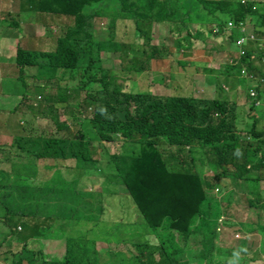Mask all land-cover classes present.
<instances>
[{"label":"trees","instance_id":"trees-1","mask_svg":"<svg viewBox=\"0 0 264 264\" xmlns=\"http://www.w3.org/2000/svg\"><path fill=\"white\" fill-rule=\"evenodd\" d=\"M35 10L64 17L56 23L63 32L52 50L37 51L33 35L23 33L12 13L6 15L10 21L0 19L1 27L17 30L25 41L17 50V66L27 69L31 65L27 76L34 71L35 80H56L55 88L36 86L42 105L31 110L38 108L39 117L45 118L42 132L50 126L60 133L69 130L70 120L62 123L60 112L68 119L81 116L82 121L71 140L47 135L45 140L38 137L35 142L21 126V119V130L1 135L3 261L259 264L260 260L263 264L264 251L258 249L250 254L237 247L239 240L234 239V244L230 239L224 241V236L226 233L234 238L236 233H228L231 229L243 235L259 233L260 243L264 244V91L260 90L264 71L253 65L254 61L264 62V44L257 43L264 37V3L38 0ZM96 17L107 19L103 37L96 33ZM63 19L66 25L61 22ZM153 23L174 25L179 35L173 42V56L185 47L192 48L195 40H220L221 36L226 39L225 46L210 50L214 61L203 63L207 67L204 71L225 73L235 77L237 84L240 80V84L246 82L249 89L243 91L245 98H241L240 88L231 100L221 96L224 89L218 82L203 89L210 88L211 97L206 96L207 91L199 96H166L153 93L147 86L132 90L133 80L124 76L147 74L151 65H164L165 57L172 54L164 45L148 44L143 27ZM128 24L134 25L139 40L145 39L146 49L136 51L129 44L122 52V44L114 40L115 31L118 25ZM191 26L199 27L191 33ZM181 30H185V36H181ZM241 37H246L247 42L239 46L236 41ZM254 43L257 46L250 47ZM102 53L115 55L119 68L114 67L112 56L102 59ZM176 63L182 70L190 64L179 60ZM154 73L158 76L153 81L164 84L165 78ZM24 101L23 97L14 111ZM248 104L249 112L238 109ZM241 123L245 125L241 127L244 136L239 135ZM119 139L120 152L108 154L104 144ZM57 159H61L60 164H56ZM66 159H74V166L67 168L63 164ZM205 169L211 171L210 176L204 173ZM84 170L100 173L97 176L103 179L99 190L79 187ZM4 178L11 180L4 183ZM224 180L248 186V193L243 194L245 205L237 209L241 213L233 219L234 223L224 218L226 210L235 206L234 198L227 201L210 195ZM115 196H120L118 206L125 212L108 219L106 211ZM143 226L147 234L142 231ZM102 229L111 232L103 233ZM42 238L63 239V257H51L40 248L31 249L34 240ZM98 240H105L108 247L98 250Z\"/></svg>","mask_w":264,"mask_h":264},{"label":"rangeland","instance_id":"rangeland-1","mask_svg":"<svg viewBox=\"0 0 264 264\" xmlns=\"http://www.w3.org/2000/svg\"><path fill=\"white\" fill-rule=\"evenodd\" d=\"M19 1L22 0H0V19L4 18L10 21L11 20L10 17L6 15L12 13V15L15 16L14 18L18 21L19 28L23 30V33L29 32L28 34L33 35L34 40L37 43L35 45V49L37 51L52 50L56 45V38L58 37V35L61 34V32H63V30L59 26H57L56 23L59 24L58 19H62L64 17L57 18L56 16L51 14L38 13L37 10H35L36 9L35 0H28L31 1V3L28 1H22L21 6ZM254 2L260 5L261 3H264V0H254ZM27 16L32 17L33 21H30ZM95 20L98 21L96 33L99 36L103 37L102 32L105 30V29L103 30V28L104 25H106L107 19L106 21H104L101 19V17H96ZM61 22L64 23L65 25L67 24L65 19H63ZM145 26L146 27H143V30L147 34L146 37L148 38V44L153 46L164 45V47H167V49L170 50L172 54H170V56L165 57L164 65L161 64L160 67H157L154 64L151 65L149 69V73L147 74L124 76L125 79L127 80L129 78V81L133 80L132 90L134 91L142 90L138 88L147 86V88H150L153 93L158 95L163 94L166 96L169 95L187 96L189 93L190 95L194 93L195 95L193 96H199L200 94H203V92L207 91L206 96L209 95V97H211L212 93L211 90L209 92V89L218 82L224 89V91L220 93L221 96L223 95L231 100L233 99L234 94L237 91V88H240V90L242 91L241 98L242 99L245 98L243 91L248 88V84H246V82L240 84L241 83L240 80L238 81L237 84L235 82V77H230L225 73L219 74L217 71H214L212 74H209L204 71V68L207 69V67L203 63L207 61V63L211 64L212 63L211 61H214V59L211 57V54L209 53L210 50H212V48L219 50L222 47V45L224 46L226 45L227 40L224 39L222 36L220 40L215 38L213 39L211 37H208V39H206L203 42L195 40L192 48L185 47L183 50L179 51V55L173 56L175 52L173 42L175 40V37L179 35L177 31L174 29V25L171 26L169 24L153 23L151 27H148V24ZM196 27L199 26H191L188 29V31L193 33L194 28ZM207 27H211V25L208 24ZM181 31H182L181 36H185L186 34L185 30H181ZM16 33L17 31L15 30L9 32L6 27L0 26V35H2V37L4 38L3 39L2 37H0V57L3 58L2 61H0V68L2 70L7 69L4 73L0 75V141H1V135L4 132L5 133L9 131L18 132L19 130H21L20 122H19L20 119L21 122H23L21 123V126L25 127V132L32 134V140L35 142H37L38 137H40V141L45 140L47 135L67 138L68 140L73 139L74 137L73 135L77 134L81 128L80 123L82 119H79V117L82 118L81 116H79L77 119L74 118L68 119L67 116H63L64 113L62 114L60 112L58 116H59V120L62 123L66 124L70 120L69 130L60 133L55 129L54 126H50L51 128H49L46 132L41 131L42 125L46 124V120L45 118L39 117L40 112L38 108L31 110L33 106L39 107L40 105H42V102L40 101V99H38L40 94L37 93L36 86L37 87L42 86L43 88L44 87L55 88L56 80L55 79L48 80L45 77H41L42 80L40 81L35 80L33 78L34 71L32 72L31 76L27 77L28 70L30 69V67H28L27 69H22L18 67L16 64L15 65L13 64L12 55L15 56V54L13 53V46L16 42V37L19 38L18 36H15ZM218 33H220L219 29H218ZM18 35L21 36L19 33ZM115 36H116V38H114L115 42L122 44V49H121L122 52L127 49V46L129 44L130 45L133 44L136 51H141L142 49H144V47L145 49L147 48L144 42L145 39L139 40L137 38L133 24H128L127 26L118 25L115 31ZM19 42L24 43L25 41L24 39L21 38L19 39ZM258 42H262L264 44V37L259 38L257 40V43ZM257 43L252 44L250 47L252 48L256 47ZM183 52L184 55H182ZM111 56H112V62L114 63V67L118 69L119 59L116 58L115 55L113 54L109 55L106 53L101 54L102 59L111 58ZM177 60L183 61V63L189 62L190 66L188 65L186 70H182L181 65L176 63ZM165 61L167 62V64L165 63ZM218 63L219 62L215 63V69H217L216 67ZM253 65L258 69H260L261 72L264 71V62L254 61ZM155 71L165 78L164 84L158 85L153 81L155 77L158 76V74L154 73ZM42 75H46V74L42 73ZM123 78L119 80L121 84L123 83L124 80ZM127 80L125 82H127ZM207 85L208 87L210 86V88L206 87L207 90H203ZM260 90L264 91V82L260 87ZM23 97L25 98V101L22 102L23 104L18 106L14 111V108L20 103ZM240 102L242 103L243 100L240 99L239 103ZM248 107L249 104L248 106L247 105L241 106L238 109L242 111H247ZM88 113L89 111L86 112L85 118L89 116ZM262 122H264V118L262 119ZM262 122H260L261 125ZM241 127L245 128V125L241 123L239 127L240 129L239 135L244 136V132L241 130ZM121 143L122 142L119 139L116 140L115 142L113 141L111 143H105L104 145L106 147V151L108 152V154H112L114 152L117 153L120 152ZM1 159L2 158L0 155V166H2L3 163ZM60 161L61 159L55 160L56 164H60ZM74 161H75L74 159H70V160L66 159L63 164L67 165L66 166L67 168H71L74 166ZM204 173L210 176L211 171L205 169ZM98 174L100 173L92 172V174H90L88 171L84 170L83 174L80 177L79 187L81 189H86L87 191H92V190L95 191L96 189L99 190V186L102 182L103 177L97 176ZM10 180L11 179H7V178L3 179L4 183H7V181ZM222 186L224 189L222 188ZM215 188L216 189H213V191L210 193L211 196L214 195V197H216L217 199L222 198V199H226L227 201L230 200V197L234 198L232 200V203H234L235 206L233 207L232 210L231 209H229L228 211L226 210L227 213L226 216L223 215L224 218L226 219L228 218L226 221L234 223L233 219L237 215H239L238 213H241L237 209L240 210L245 205V199L243 194L248 193V186L246 187L245 184L237 185V183H234L232 181L224 180L220 184H218ZM119 197L120 196H115L110 200L111 206L107 208L106 211L107 214L105 215L107 216L108 219H113L111 215H115V213L119 214L125 212V209H120V206H118L119 203L117 199ZM89 202L93 203V199L89 198ZM0 213H3L2 208H0ZM248 217L249 216L247 215L246 218L248 219ZM250 217L252 219V216ZM4 228L5 227L2 221L0 220V235L5 231ZM141 229L147 234L148 231L146 230V227L143 226V228ZM102 230L103 233L111 232V230L109 229H102ZM228 233L229 234L236 233V234L233 238V236L227 235L225 233L224 241L225 240L229 241L230 239L231 243L235 244V240H239V242L237 243V247L241 249L244 248L246 251L249 250L250 254L257 252L258 249L264 251V244L260 243V238H262L261 234L255 233V234L243 235L240 234L239 232H236L234 229H231V231H229ZM7 240L10 241V239ZM30 243L33 242L30 241ZM107 245L108 244H106L105 240H98L96 243L98 250L106 249L108 247ZM5 246L3 248H5ZM34 248L42 249V251L45 254L51 257L61 258L63 257L65 252V243L63 239L46 240L42 238V239L34 240V245L32 246L31 249ZM257 263L261 264L260 260ZM0 264H11V261L10 259H6L5 261H3V256L0 255Z\"/></svg>","mask_w":264,"mask_h":264},{"label":"clouds","instance_id":"clouds-1","mask_svg":"<svg viewBox=\"0 0 264 264\" xmlns=\"http://www.w3.org/2000/svg\"><path fill=\"white\" fill-rule=\"evenodd\" d=\"M6 27V26H5ZM7 28V27H6ZM8 29V31L9 32H11V31H13V29L11 30L10 28H7ZM226 30V29H225ZM15 31H17V30H15ZM10 34H12V33H10ZM15 36H18L19 38H17L16 37V42H15V44H14V46H13V53L15 54V56H13L12 55V62H13V64L15 65L16 64V55H17V53H18V47L20 46V42H19V39H21L22 38V36H19L18 35V31H17V33H16V35ZM23 39V38H22ZM23 44V43H22ZM2 57H0V61H2ZM30 61L32 60V59H29ZM17 65V64H16ZM19 67V66H18ZM28 67H32L31 65L30 66H28ZM7 69H5V70H2L1 68H0V75L2 74V73H4L5 71H6ZM27 77H29V76H27Z\"/></svg>","mask_w":264,"mask_h":264},{"label":"built area","instance_id":"built-area-1","mask_svg":"<svg viewBox=\"0 0 264 264\" xmlns=\"http://www.w3.org/2000/svg\"><path fill=\"white\" fill-rule=\"evenodd\" d=\"M230 26V24L228 23V27ZM217 32V30H216ZM250 39H252V36H249ZM247 42V38L246 37H241L239 38L237 41H236V44L239 45V46H242L243 44H245ZM251 96L254 95V93H251L250 94Z\"/></svg>","mask_w":264,"mask_h":264},{"label":"crops","instance_id":"crops-1","mask_svg":"<svg viewBox=\"0 0 264 264\" xmlns=\"http://www.w3.org/2000/svg\"><path fill=\"white\" fill-rule=\"evenodd\" d=\"M22 1H25V0H22ZM22 1H19L20 5L22 4ZM35 4L36 6H38V0H35ZM0 37H2V35H0ZM3 38V37H2ZM4 39V38H3Z\"/></svg>","mask_w":264,"mask_h":264}]
</instances>
